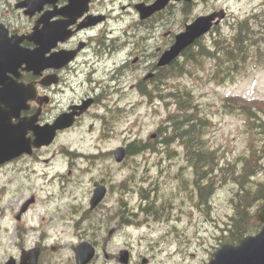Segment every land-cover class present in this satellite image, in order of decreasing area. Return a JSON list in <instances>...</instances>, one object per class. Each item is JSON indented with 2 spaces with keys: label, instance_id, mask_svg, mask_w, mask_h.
Here are the masks:
<instances>
[{
  "label": "rangeland",
  "instance_id": "374dc122",
  "mask_svg": "<svg viewBox=\"0 0 264 264\" xmlns=\"http://www.w3.org/2000/svg\"><path fill=\"white\" fill-rule=\"evenodd\" d=\"M200 1L188 14L171 8L169 12L173 14L166 13L163 23L170 18L169 30L178 33L184 23L199 14L223 8L228 17L221 23L220 33L205 37L203 43L207 46L212 38L232 34V26L238 21L255 20L252 18L255 15L260 19L258 25L263 27L253 23V28L264 32V0ZM136 20L131 14L125 17L124 23L132 25ZM251 59L255 60L253 56ZM216 62L203 57L192 63L184 57L180 63L186 71L163 85V101L144 105L145 99L132 95L126 103L122 102L120 108H126V114H116L117 122L109 135L97 128L90 131L87 122L62 136L46 155L51 160L42 164L47 175L44 179H38L43 172L37 165L28 172L27 181L18 178L15 181L18 188L13 195L11 212L4 218L3 224L8 230L2 231L7 237L2 245L12 244L14 249L15 239L25 237L19 224L25 226L30 236L26 245L42 232L51 233L52 241H56L57 234L65 231L64 226L56 225L63 219L73 222L67 228L75 234L72 242L83 237L98 247L99 254H118L126 248L135 256L153 257V264L208 263L222 238L234 233L231 224L239 210L235 211V204L241 208L244 205L239 191H251L248 203L258 199L259 184H264V151H260L264 137L256 127H248L245 116L225 105L233 104V97L257 100L253 110L260 107L264 112V106L258 105L264 102V62L249 59L232 75H222L220 71L224 70ZM180 102L189 108L188 114H196L206 124L201 137L206 149L214 154L206 156L202 178L196 175L193 163L186 157L182 140L174 138L167 142L166 139L172 135V116H182L178 112ZM233 102L241 104V101ZM169 117H172L170 121ZM152 134L154 139H150ZM131 143L149 147L145 152L127 156L123 164L116 163L115 149ZM64 146L74 153L96 156L70 161L62 155L60 159L57 151L64 150ZM94 181L103 182L108 194L98 209L90 211L88 203ZM48 194L56 197L46 200ZM31 195L36 197L35 204L20 222H14L13 214L20 201ZM261 201L246 204L250 217L244 224L245 229L255 228V212ZM77 203L79 206H73ZM124 220H128V227H124L127 223ZM70 241L69 237L60 240L64 246ZM9 255L15 254H1L0 248V258Z\"/></svg>",
  "mask_w": 264,
  "mask_h": 264
},
{
  "label": "flooded vegetation",
  "instance_id": "af4514ba",
  "mask_svg": "<svg viewBox=\"0 0 264 264\" xmlns=\"http://www.w3.org/2000/svg\"><path fill=\"white\" fill-rule=\"evenodd\" d=\"M155 1L0 0V248L1 254H15L0 258V264L9 261L11 264H153V257L135 256L126 248L118 254H99L98 247L83 237L72 242L75 234L67 228L72 227L73 222L71 225L63 219L56 225L64 226L65 231L57 234L56 241H52L51 233L42 232L26 245L30 236L25 226L19 224L25 237L15 239L17 242L11 249L12 244L2 245L7 238L2 231L8 230L3 223L17 192L15 181L17 178L27 181L28 172L37 165L43 172L38 179H44L47 175L42 164L51 160L46 155L62 136L87 122L90 131L97 128L109 135L116 125V114H126V108H120L122 102L126 103L132 95L145 99L144 105L153 106L163 101L164 68L158 66L161 55L173 45L176 35L186 25L212 11L199 14L175 33L169 30L170 18L163 23L164 15H172L169 10L173 7L188 14L201 1L173 0L165 9L141 19L137 7H149ZM131 14L137 20L126 25L124 19ZM250 30L254 38L263 42L259 54L255 52L263 59L264 32L253 27ZM138 32L142 36L137 37ZM38 48L42 51L38 55V66L36 59L27 68L16 58V51L36 52ZM62 116L72 121L71 125L57 129L50 144L35 147L34 128L52 127ZM129 146H119L125 153L120 162L116 161L114 152L116 163L123 164L131 155ZM57 155L70 161L96 156L74 153L66 146L57 151ZM95 183L105 188V195L91 208ZM107 194L103 182L94 181L89 210L98 209ZM51 196L56 197L48 194L46 200ZM7 200L9 203L5 204ZM35 202L34 195L22 199L13 221L20 222ZM124 221L127 222L124 227H128V220ZM30 229L36 230L34 226ZM68 237L71 241L64 246L60 240Z\"/></svg>",
  "mask_w": 264,
  "mask_h": 264
},
{
  "label": "trees",
  "instance_id": "16d2710c",
  "mask_svg": "<svg viewBox=\"0 0 264 264\" xmlns=\"http://www.w3.org/2000/svg\"><path fill=\"white\" fill-rule=\"evenodd\" d=\"M239 26L232 27L234 32L229 36L225 38L218 37L213 40L212 47L216 51L215 53L210 52V50H208V48H206L204 45H200L197 50L191 49L189 50L190 52L189 51L187 52L186 55L187 61L196 63L197 60L201 57L202 58L209 57L208 55H210L211 58H215L216 54L220 53L221 56H217V62H216V66L220 67L219 68L220 70H224L220 72H225L227 74L230 73L231 71H236L239 68L240 64H242V62L245 61L244 59L245 57L243 58L242 56H245L244 54L247 52L248 48H251V46L255 44V39H254L255 35L253 36L250 27L247 26L246 24H240ZM243 26H247V27H243ZM184 71H186V67H184L183 63H179V64L173 63L172 65H170V67L164 69L163 76L164 79L166 80V78L168 77L181 76ZM258 105L264 106V102L259 103ZM188 110L189 108L187 106H184L182 102H180L178 112L182 116H180L181 118L172 116L174 118L173 122H171L173 124L171 125L172 135L166 137V139L168 140L167 142H172L174 138H178L179 140H182V143L184 144V147L186 149V154H187L186 157L190 159V162L193 163V168L195 170L196 175L202 178L205 175V168L207 162L206 156L213 155L214 153L206 149L204 141L202 140L201 137L202 132L206 127L205 122H203L202 118L197 116L196 114L193 115L188 114ZM244 111L245 112H243V114L245 115L248 121V127L249 128L256 127V129L259 130L260 136L264 137L263 110L260 107H258L257 111L256 110L251 111L250 109L248 110L244 109ZM261 113H263V115ZM172 117H169V121L172 119ZM148 147H149L148 144L141 145V144L131 143L129 146V150L131 151V154H135V153L144 152L146 149H148ZM260 151L263 153L264 146H262ZM259 189L260 190H259L258 199L256 197L255 199L250 200L249 201L250 203L248 202L249 204L246 202L249 199L248 194H250L251 191L248 190H246L245 192H242V190L239 191L238 195H240L243 198L241 200V203L242 201H244V205L241 208V206L236 207L237 204H235V211L237 212V209L239 210H238L237 218H234L233 219L234 223L231 224L234 230L232 236H235L236 232H242L243 234L256 232L257 228H259V224L257 223L255 218H254L256 222L255 228L247 230L244 227V224L250 217L249 216L250 214L247 213L248 212L247 209H245L246 204L251 205L252 203H254L255 200H261L262 198H264V184L262 183L259 184Z\"/></svg>",
  "mask_w": 264,
  "mask_h": 264
},
{
  "label": "water",
  "instance_id": "95a60500",
  "mask_svg": "<svg viewBox=\"0 0 264 264\" xmlns=\"http://www.w3.org/2000/svg\"><path fill=\"white\" fill-rule=\"evenodd\" d=\"M169 1L170 0H157L149 7H144L142 5L138 6L137 9L140 12V18L144 19L152 13L163 9ZM224 17L225 13L221 10L210 16L197 18L191 25L186 26L185 32L179 34L176 37L174 45L161 56L158 65L163 67L171 63L184 49L207 33L213 25H217ZM216 18L217 21L213 23ZM40 54H42V51L41 49L39 50V48L36 52L21 49L19 52L16 51V58L20 59V63H25L26 67L29 68L35 61L34 59H36L35 62L37 66L40 64V58H38ZM71 123L72 121L66 116H62L52 127L34 128L36 137L34 142L35 147L50 144L54 139L55 131L57 129L67 128ZM124 154L123 148H117L115 151L116 161H122ZM94 186L95 190L90 200L91 208L96 207L105 195V188L103 186L98 183H95ZM256 218L262 224L259 233L250 236L239 234L237 244L234 243L231 237L225 238L220 248L215 252L213 258L207 264H264V201L256 212ZM89 254H92V252L90 251ZM7 264H11L10 261Z\"/></svg>",
  "mask_w": 264,
  "mask_h": 264
},
{
  "label": "bare ground",
  "instance_id": "6f19581e",
  "mask_svg": "<svg viewBox=\"0 0 264 264\" xmlns=\"http://www.w3.org/2000/svg\"><path fill=\"white\" fill-rule=\"evenodd\" d=\"M236 56H237V55H236ZM236 56H235V57H236ZM239 58H240V57H239ZM244 59H245V58H244ZM3 217H4V216H3Z\"/></svg>",
  "mask_w": 264,
  "mask_h": 264
}]
</instances>
